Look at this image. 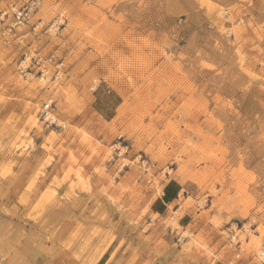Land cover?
Listing matches in <instances>:
<instances>
[{"label":"rangeland","instance_id":"rangeland-1","mask_svg":"<svg viewBox=\"0 0 264 264\" xmlns=\"http://www.w3.org/2000/svg\"><path fill=\"white\" fill-rule=\"evenodd\" d=\"M28 1L0 0L5 26ZM38 1L28 26L0 28V193L35 142L47 156L18 197L28 216L1 205L0 264L22 236L21 262L43 264L50 243L52 264H129L116 253L162 220L167 184L180 189L169 223H196L195 261L264 264V0H195L211 31L195 47L163 33L160 4ZM25 57L35 72L63 62L62 77L27 80Z\"/></svg>","mask_w":264,"mask_h":264},{"label":"crops","instance_id":"crops-1","mask_svg":"<svg viewBox=\"0 0 264 264\" xmlns=\"http://www.w3.org/2000/svg\"><path fill=\"white\" fill-rule=\"evenodd\" d=\"M150 4H160L162 7H158L160 16V27L166 35L177 40L178 46H189L190 44L205 45L204 39L202 40V34L209 35L210 20L205 14L198 10L195 5V0H146ZM153 12V9L149 10V14ZM147 17V16H146ZM37 149L31 153L29 157L23 158L25 165L31 167L16 168L14 170L15 175L7 177L3 180L4 190L0 193V208L5 202H9L8 210L22 214L23 217H27L30 209H23L17 202L19 195L27 189L29 181H31L37 174L38 169L41 167L43 160L47 156L38 155L41 152V146L34 143ZM5 159L3 155H0V164L4 163ZM28 168V169H27ZM14 192L18 193L17 196ZM14 195V196H13ZM180 189L176 186L167 184L158 199V205L156 204L154 209L155 213L162 217L157 223L153 224V230L142 234L141 231L136 232L134 236L129 235V252L120 254L116 253V256L120 257L121 262L128 260L129 264H137L138 260H145V264H226V261H214L210 262L208 259L203 258L200 261H195L194 256L197 257L195 246L189 245L191 239L184 237L186 232L191 233L196 223L190 219L193 216H184L180 219L177 218V229H175L170 223L172 215L175 212L180 211ZM10 219V220H9ZM14 225H17L15 220L8 218ZM194 223V224H193ZM151 224V225H152ZM158 237V235H160ZM196 235V234H195ZM3 234H0V242ZM24 236L12 240V243L16 244L15 250L12 251L7 257L8 264H31L21 262L22 260L30 259L27 254L18 251L19 245L23 242ZM141 241V242H140ZM140 242V243H139ZM187 249V250H186ZM214 253H217L215 246L211 248ZM57 251L56 248L51 246L44 247V254L38 256V260H44L43 264H52L53 260H56ZM114 258V259H115ZM38 264H42L39 262ZM246 264V263H240Z\"/></svg>","mask_w":264,"mask_h":264},{"label":"built area","instance_id":"built-area-1","mask_svg":"<svg viewBox=\"0 0 264 264\" xmlns=\"http://www.w3.org/2000/svg\"><path fill=\"white\" fill-rule=\"evenodd\" d=\"M39 9V1L38 0H32L24 3L20 7H16L12 13V20L11 23L5 26L6 22L10 18L7 12H1L0 13V28L2 26H5V30L12 32L16 28H23L29 25L30 21L32 20L33 16ZM66 22L65 13H60L52 22V25L50 27V30H57L61 26H63ZM26 57L25 59L20 63L19 65V71L21 74L28 80L29 77H38L40 80H46L49 78L50 83H56L60 80V78L63 75V67L64 63H54L53 67L55 68L52 73H50L48 67H43L40 62H37V60H34L35 65L38 67V71L35 72L32 69V64L30 63L26 67L23 66V64L26 63ZM49 62L52 64L53 58L49 60ZM52 104V103H51ZM51 104H48L45 106V109H49ZM50 122V121H49ZM51 125H56L57 127H60L64 129L65 127L63 125H58L55 122H50Z\"/></svg>","mask_w":264,"mask_h":264}]
</instances>
